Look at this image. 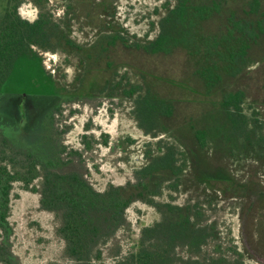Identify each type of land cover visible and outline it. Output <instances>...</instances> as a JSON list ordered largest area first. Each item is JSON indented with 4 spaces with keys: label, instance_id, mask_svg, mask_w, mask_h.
<instances>
[{
    "label": "trees",
    "instance_id": "16d2710c",
    "mask_svg": "<svg viewBox=\"0 0 264 264\" xmlns=\"http://www.w3.org/2000/svg\"><path fill=\"white\" fill-rule=\"evenodd\" d=\"M64 1H69V9L78 8L88 15L94 14V26L104 29V40L100 39L94 49L85 51L77 45L70 39L69 24H57L50 15L40 13L34 22L20 17L18 9L21 4L32 3L43 10L48 0H7L4 12L0 14V262L4 264H18L11 251L13 227L9 221L15 183L21 182L26 189L38 193L41 208L59 218L58 231L71 264H97L102 261L103 246L113 244L118 231L128 225L127 210L132 204L143 202L160 208L154 203V198L161 194L163 184L171 182L170 188L177 190L183 177L184 187L190 183L197 189L200 188V181L209 185L216 182L220 172L218 167L204 164L208 163L207 156L212 150L209 140L215 142L213 148L220 144L233 151L232 130L248 125L241 107L244 94L234 85V77L241 78L246 74L248 65L260 61L264 55V0H208L205 3L176 0L174 5L166 7L156 39L144 45L135 44L134 47L121 37L118 29L109 27L111 20H107L114 17L115 10L111 9H114L115 0ZM66 12L69 13V10ZM117 45H122L129 52H140L130 57L129 63L122 61L117 64L131 68L146 83L145 93L137 102L141 126L150 132L143 123L161 121L162 125L170 124L180 134L190 133L196 144L193 149L202 150V158L198 155L199 150L198 153L191 151L188 146L190 161L181 139L177 147L182 149L185 157L183 164L177 160L176 152L170 149L140 169L134 182L122 186L109 185L104 191H97L83 173L71 168L77 157H83V153L68 150L63 145L59 136L66 131L56 132L54 117L63 104L85 100L92 91L101 88L99 81L104 80V75L106 83L110 81L108 74L111 75L118 67L116 62L111 61L110 55ZM35 48L46 52L60 49L65 53L81 54L84 59L97 61L88 72L98 68L103 76L99 80L95 76L90 88L88 81L91 74L83 79L81 86L64 90L57 86L51 75L44 72L45 80L42 81L47 86V96L38 98H43L42 105L37 101L30 102L32 105L26 109L28 112L22 109L23 106H7L6 86L17 68L30 59L42 66ZM178 55L186 63L187 85L192 82L193 88L203 96L198 94L206 104L204 114L212 117L210 125L202 126L200 113L196 111L183 117L177 99L167 92L165 86H157L160 75L155 71L156 67ZM99 56L104 57L107 69L100 67ZM153 60L160 61L155 65ZM262 69L264 73V62ZM180 80L174 78L172 85L177 87ZM261 82L264 89V81ZM117 86L113 85V91L119 89ZM255 88L260 90V85H255ZM136 90L133 88L125 92L126 97L132 98ZM23 120L25 123H22ZM253 130L247 133L243 151L248 140L255 139ZM164 131L168 133L169 128L164 127ZM174 137L177 138V135ZM84 144L86 150L93 148L89 142ZM189 163L191 171L185 174L184 168ZM204 167L210 170L204 171ZM39 179L41 183L37 188L33 183ZM196 205L163 206L166 213L162 211L161 222L154 228L145 229L136 247L125 256L119 257L122 253L119 251L113 264H172V253L168 249L177 242L194 251L200 250L209 240H220L217 223L204 225L205 215ZM216 252L218 254L213 256L214 261L210 264H233L221 245L217 246ZM236 263L239 264V261Z\"/></svg>",
    "mask_w": 264,
    "mask_h": 264
},
{
    "label": "rangeland",
    "instance_id": "374dc122",
    "mask_svg": "<svg viewBox=\"0 0 264 264\" xmlns=\"http://www.w3.org/2000/svg\"><path fill=\"white\" fill-rule=\"evenodd\" d=\"M175 1L115 0L114 9H111V11L115 10L114 17L107 20H111L109 27L118 29L121 37L133 47L135 44H147L159 35L160 21L166 14V7L174 5ZM207 1L197 0L199 3ZM6 4L7 0H0V14L4 12ZM68 4L69 1L48 0L46 8L40 10L34 4L26 2L21 4L18 13L22 19L29 22H34L40 13H43L50 15L57 24L68 23L71 31L70 39L85 51L94 49L100 39L104 40L103 37L106 35L104 29L94 26V14L88 15L87 12H82L78 8L69 9ZM68 10L69 13L66 12ZM64 26L66 27V25ZM35 51L42 61V66L30 59L29 62L17 68L13 79L6 86V100L9 101L7 106H23L22 109L28 112L26 109L35 101L42 105L43 98L39 100L38 98L47 96V86L42 81L45 80V73L51 75L57 86L64 90H73L74 87L81 86L83 79L87 78L89 74H91L88 81L90 88L95 76L98 80L100 76H103L101 69L98 68H93L92 72H88L89 68L96 65L97 61L84 59L81 54L65 53L60 49L46 52L35 48ZM137 53L140 52L138 50L129 52L122 45L114 47V51L110 54L111 61L116 62L115 65L118 67L113 69V71L116 70L115 74L113 71L111 75L108 74L110 85L109 82L106 83L107 79L104 75L105 77H102L104 80L99 81L101 88L92 91L85 100L63 104L54 117L56 132L66 131L59 136L63 145L68 150L83 153V157H77L71 168L83 173L97 191H104L109 185L122 186L128 182H134L135 174L140 169L149 165L151 159L170 149H173L174 153L176 152L177 160L183 164L185 157L182 154V149L177 147L181 139L190 146L196 147L190 133L180 134L170 124L162 125L161 121H154L152 124L143 123L150 132L141 126L137 102L145 93L146 83L131 68L117 64L122 61L129 63L130 57L137 56ZM122 57L125 58L122 59ZM99 61H101L100 67L107 69L103 56H99ZM153 61L156 65L160 60ZM185 64L182 57L178 55V57L168 59L165 64L157 66L155 71L160 75L157 86H165L167 92L177 99L176 101L181 104L180 114L183 117L196 111L201 116L200 124L202 126L210 125L213 120H211L212 117H207L204 114V110L207 109L204 107L206 104L201 98L202 94L193 88L192 82L187 85L188 72ZM176 77L181 79L177 87L172 85V81ZM113 85H118L119 89L113 91ZM133 88L137 89V93L132 98L126 97L125 92ZM256 91L259 93V90ZM256 91L255 94H258ZM242 107L243 113L249 121L254 115L253 111L257 110L254 109L250 99H247ZM6 120L11 122L9 117H6ZM22 123H25V120ZM260 125L263 127L262 131ZM164 127L169 128L168 133L164 131ZM251 129L253 128L249 125H240L230 134L232 149L240 157L239 160L232 163V170L234 168L236 176L243 174L240 172H242L245 161L239 152L243 151V143ZM253 131L256 137L254 147L257 148L256 151L263 152L264 149L260 150V147L264 146V122L259 123V128H254ZM176 135L177 138L174 137ZM243 139H245L244 142ZM106 141L107 144H105ZM85 142H89L93 148L86 150ZM214 143L211 139L209 140L210 148ZM252 156L256 157L257 155ZM205 165L209 166L207 163ZM260 168L262 169V167ZM184 169L186 170L185 174L191 171L189 164ZM203 170L209 171L210 168L204 167ZM217 171L220 169L218 168ZM183 178L179 182L180 186L177 190L170 188L171 182L163 184L161 194L154 198V203L159 204L160 208L143 202L132 204L127 210L128 225L118 231L113 244L103 246L102 261L97 264H113L118 258H115V255H118L119 251H122L119 257L132 251L139 238L143 237V231L147 228H154L161 222L163 212L166 213L163 206L167 204L177 206L190 204L193 207L197 204L196 206H199L200 211L205 215L204 219L206 220L202 223L211 225L215 221L217 231L220 233V240L219 238L209 240L200 250L191 251L182 242H177L174 247L168 249L172 253V264L213 263V256L216 257L218 254L216 252L218 245H221L229 258H234L235 252H240L245 254L248 264H258L256 260L248 259L251 254L245 245V238L252 249L264 254L263 234L260 235V226L258 225L262 216L255 217L250 214V217L245 218L242 209H239L243 206L241 201L224 200V197L221 199L213 197L212 200L211 197L196 192V188L191 187L190 183L186 184L185 188L182 185ZM40 183V179L35 180L33 186L38 188ZM204 189L209 193L213 190L212 187L202 186L199 191ZM261 204H264V201ZM9 221L13 227V235L10 238L11 251L16 256L18 264H71L65 254V243L58 231L59 218L54 213L43 210L40 205V195L26 189L21 182L13 185ZM244 225L246 236L243 235ZM0 264L4 263L0 262Z\"/></svg>",
    "mask_w": 264,
    "mask_h": 264
},
{
    "label": "flooded vegetation",
    "instance_id": "af4514ba",
    "mask_svg": "<svg viewBox=\"0 0 264 264\" xmlns=\"http://www.w3.org/2000/svg\"><path fill=\"white\" fill-rule=\"evenodd\" d=\"M263 62H264V55L263 58L260 59V61H257L256 63L253 64L250 63L248 65V67L245 70L247 71L245 75H243L241 78L235 76L233 81L235 86L241 83L239 86H236V88L239 89L240 91H243L242 92L244 94L243 104L246 103L247 99H250V102H252V104L254 105V109L257 110V111H253L254 114L253 117L249 121L247 120L248 125L252 128H254V126L256 128H259V123H261L262 121L264 122V89L262 88L263 84L261 82L264 81V73L262 69ZM255 85L256 86L260 85L259 93L256 91ZM255 91L258 94H255ZM260 128L262 131L263 127H261V125ZM252 130L253 129H251L249 132H251ZM255 139L253 141L248 140V145L246 150L239 152V154H241L242 157H244L243 160L245 161L242 172H240L243 173L242 176H236L237 173L234 172V168L232 170L233 167L232 163L235 162L236 160H239L240 158L239 156H237L233 151L230 152L229 150H227V147L226 148L221 147L220 144H217V146L214 148L212 147V150L207 156L208 158L207 164L215 165L220 169V174L218 175L219 178L216 180V182L214 181L211 185H209L207 182L200 181V185H201L200 188H202V186L207 188L209 187L213 188L211 193L205 191L206 188L203 191H199L200 188L199 189L196 188L195 191L198 193L201 192L202 194H204V196L211 197V199H213V197H217L220 199L224 197V200L231 199L233 201H241L243 206L242 208L239 209H242L241 211L242 213L245 214V218H247L248 216L250 217L251 215H254L255 217L262 216L259 220L258 225L260 226L259 227L260 235L261 233L263 234L262 238L264 244V204H261V202L264 201V174H262L264 172L263 170L264 150L263 152L256 151L257 148L254 147ZM188 146L191 151L194 150L195 152L198 153L199 150L200 153L198 155L200 158H202V150L193 149L195 147H192L188 143L184 142L183 148L184 151L187 152V157L190 159V161H191V153L188 151ZM262 148L264 149V146H261L260 150H262ZM252 155H257V156L253 157ZM260 167H262V169ZM190 169H191V164H190ZM248 259L253 260L254 258L248 257ZM230 260H232L233 264H238L236 263V261H239V264H248L245 254L240 252L236 253L235 257L230 258Z\"/></svg>",
    "mask_w": 264,
    "mask_h": 264
},
{
    "label": "water",
    "instance_id": "95a60500",
    "mask_svg": "<svg viewBox=\"0 0 264 264\" xmlns=\"http://www.w3.org/2000/svg\"><path fill=\"white\" fill-rule=\"evenodd\" d=\"M244 223H245V221H244ZM243 235H245V236L247 235V233L245 231V225H244V234ZM245 245L247 247L248 252L251 254V257L254 258L258 263L264 264V254L259 253V252L255 251L254 249H252L251 246H249V243H248L246 238H245Z\"/></svg>",
    "mask_w": 264,
    "mask_h": 264
}]
</instances>
